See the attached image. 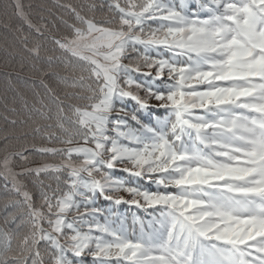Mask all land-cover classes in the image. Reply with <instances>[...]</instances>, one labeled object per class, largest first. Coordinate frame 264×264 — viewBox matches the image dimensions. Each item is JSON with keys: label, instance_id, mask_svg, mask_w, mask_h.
<instances>
[{"label": "snow or ice", "instance_id": "snow-or-ice-1", "mask_svg": "<svg viewBox=\"0 0 264 264\" xmlns=\"http://www.w3.org/2000/svg\"><path fill=\"white\" fill-rule=\"evenodd\" d=\"M58 6L0 5V264H264V0Z\"/></svg>", "mask_w": 264, "mask_h": 264}, {"label": "trees", "instance_id": "trees-1", "mask_svg": "<svg viewBox=\"0 0 264 264\" xmlns=\"http://www.w3.org/2000/svg\"><path fill=\"white\" fill-rule=\"evenodd\" d=\"M11 0H0V5L2 4H8ZM25 7V11L30 12L33 15V18H35V15L37 12H44V14L47 16L49 15L48 9L51 10V19L56 20V18L61 14L62 10L59 8V4H79L84 2V0H21ZM57 26H59V23L57 21ZM3 72H4V65H3V53L0 52V91H2L4 87V79H3ZM27 75V74H22ZM2 110V109H0ZM52 159V158H49ZM37 162H40L39 159ZM117 175H125L123 173H117ZM140 183L143 186H147L146 182L140 181ZM7 193L4 192L2 188V181H0V210L3 208V204L5 203L6 199L8 198ZM121 212L129 215V223L131 221V214L136 215H142V213H139L135 208H131L128 205H123L121 207Z\"/></svg>", "mask_w": 264, "mask_h": 264}]
</instances>
